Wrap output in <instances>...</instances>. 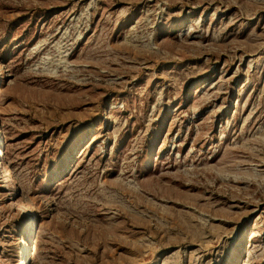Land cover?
<instances>
[{"label":"rangeland","instance_id":"rangeland-1","mask_svg":"<svg viewBox=\"0 0 264 264\" xmlns=\"http://www.w3.org/2000/svg\"><path fill=\"white\" fill-rule=\"evenodd\" d=\"M0 74V264H264V0H0Z\"/></svg>","mask_w":264,"mask_h":264},{"label":"bare ground","instance_id":"bare-ground-1","mask_svg":"<svg viewBox=\"0 0 264 264\" xmlns=\"http://www.w3.org/2000/svg\"><path fill=\"white\" fill-rule=\"evenodd\" d=\"M0 76H1V74H0ZM0 139H1V133H0ZM0 144H1V142H0ZM0 169H2L4 172L2 174V176H4V178H6V180L8 181V185L5 186V188L8 190L7 194L11 196L12 193L15 191V189H14L15 183H14L12 171L10 170V168H8L6 166L5 161L3 159V152H2L1 146H0ZM30 207H31V205L27 204L25 209H29ZM31 217H30V221L28 222L29 227L27 228V231L22 232V234L20 235V239L18 238L24 244L26 242V235L28 237L29 234L31 233V227L33 225V220H31ZM27 239H29V238H27ZM20 249L22 251V253L20 255V261H21L20 264H27V262L29 261V259H28L29 256H27V255L29 254L30 250L28 247L26 248L23 246H21Z\"/></svg>","mask_w":264,"mask_h":264}]
</instances>
